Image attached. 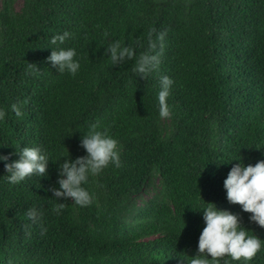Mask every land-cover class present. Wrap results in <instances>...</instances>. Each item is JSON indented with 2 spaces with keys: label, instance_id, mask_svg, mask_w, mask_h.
Returning a JSON list of instances; mask_svg holds the SVG:
<instances>
[{
  "label": "trees",
  "instance_id": "trees-1",
  "mask_svg": "<svg viewBox=\"0 0 264 264\" xmlns=\"http://www.w3.org/2000/svg\"><path fill=\"white\" fill-rule=\"evenodd\" d=\"M165 30L159 67L144 79L135 58L112 65L105 52L115 40L136 57L158 52ZM65 31L63 44L50 43ZM52 48L75 50V75L51 64ZM162 76L173 81L168 118ZM0 110L9 157L0 160V264H179L197 254L209 202L261 240L252 260L217 264H264V227L224 188L234 164L264 161V0H0ZM97 123L117 141L121 166L88 176L92 204L56 199L59 164L87 155L80 140ZM24 147L49 158L47 175L12 184L5 163Z\"/></svg>",
  "mask_w": 264,
  "mask_h": 264
},
{
  "label": "clouds",
  "instance_id": "clouds-1",
  "mask_svg": "<svg viewBox=\"0 0 264 264\" xmlns=\"http://www.w3.org/2000/svg\"><path fill=\"white\" fill-rule=\"evenodd\" d=\"M148 35V47L154 50L157 47L152 39V32ZM71 35L65 31L62 35L51 37L52 45L63 44ZM107 35V33L105 34ZM166 30L160 32L156 39L160 42V49L153 53L147 51L136 57V52L131 46H124L120 40H115L108 45L105 52L109 54L112 65L122 64L126 60L135 58L133 72L145 78L151 71L157 69L161 62L163 53V41ZM76 55L74 49H54L47 59L57 68L59 72L67 70L75 75L79 70V63L73 58ZM29 69L34 64L29 63ZM173 81L168 76L160 78L161 90L158 94L159 115L161 118H168L171 115L166 102L169 96V89ZM12 111L17 117L22 115L21 107L18 104L11 105ZM6 113L0 110V119L5 118ZM99 125L93 124L89 132L80 140V145L86 150L87 155L77 157L75 160L65 158L58 167L57 183L59 188L52 187L53 197L71 198L76 205L86 207L93 203L94 197L84 188L82 184L87 182L88 176L98 175L109 163L117 168L121 166L120 156L117 149V141L109 136L108 129L98 130ZM8 156L0 155V160L7 161ZM49 158L42 154L39 147H24L19 152V159L11 163H5V169L10 183L16 184L33 174L38 176L47 175V165ZM227 200L232 204H239L242 210L252 215L251 221H255L259 226L264 227V161H258L254 166L243 163L234 164L226 179L224 180ZM65 207L64 203H59L54 211L59 214ZM26 215L33 223L38 222L42 213L36 208H29ZM203 219L206 226L203 228L198 239L197 254L191 259L181 258L179 264H217L219 258L229 255L233 260L250 261L261 250V240L256 235H248L241 226L237 214L228 210L217 209L209 202L203 209ZM46 232L41 228V234ZM211 257V261L205 257Z\"/></svg>",
  "mask_w": 264,
  "mask_h": 264
}]
</instances>
